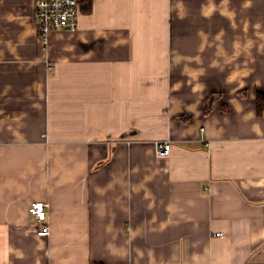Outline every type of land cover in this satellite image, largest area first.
<instances>
[{
    "label": "crops",
    "instance_id": "1",
    "mask_svg": "<svg viewBox=\"0 0 264 264\" xmlns=\"http://www.w3.org/2000/svg\"><path fill=\"white\" fill-rule=\"evenodd\" d=\"M80 7L0 0V264H264V0Z\"/></svg>",
    "mask_w": 264,
    "mask_h": 264
},
{
    "label": "built area",
    "instance_id": "2",
    "mask_svg": "<svg viewBox=\"0 0 264 264\" xmlns=\"http://www.w3.org/2000/svg\"><path fill=\"white\" fill-rule=\"evenodd\" d=\"M34 16L40 44L47 49L49 36L54 31L78 30L81 0H33ZM172 149L170 141L156 142L158 157H168ZM49 205L42 201L33 202L29 215L38 223V236L46 237L50 234V227L46 223ZM220 236V233L217 234Z\"/></svg>",
    "mask_w": 264,
    "mask_h": 264
},
{
    "label": "trees",
    "instance_id": "3",
    "mask_svg": "<svg viewBox=\"0 0 264 264\" xmlns=\"http://www.w3.org/2000/svg\"><path fill=\"white\" fill-rule=\"evenodd\" d=\"M89 10V9H88ZM257 109H258V114H261L264 108V93L259 92L257 94Z\"/></svg>",
    "mask_w": 264,
    "mask_h": 264
}]
</instances>
